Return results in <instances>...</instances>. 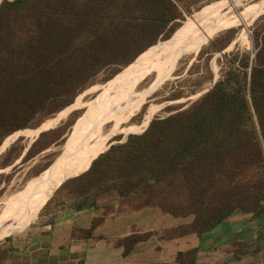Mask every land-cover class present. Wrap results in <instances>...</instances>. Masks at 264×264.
<instances>
[{"label": "trees", "instance_id": "trees-1", "mask_svg": "<svg viewBox=\"0 0 264 264\" xmlns=\"http://www.w3.org/2000/svg\"><path fill=\"white\" fill-rule=\"evenodd\" d=\"M209 1H4L0 147L10 134L37 129L69 109L102 71L112 68L113 76L121 75L160 40L178 33L183 8L190 12ZM257 45L253 58L239 50L219 58L220 77L206 94L112 145L53 199L73 183L74 210L102 211L87 234L118 210L158 208L175 218H193L167 231L169 239L201 237L238 210L264 214V32ZM210 80L215 82L212 73ZM52 133L43 132L33 148ZM106 199L109 203L99 206ZM153 235H134L118 245L128 255ZM197 254L180 253L177 260L195 264Z\"/></svg>", "mask_w": 264, "mask_h": 264}, {"label": "rangeland", "instance_id": "rangeland-1", "mask_svg": "<svg viewBox=\"0 0 264 264\" xmlns=\"http://www.w3.org/2000/svg\"><path fill=\"white\" fill-rule=\"evenodd\" d=\"M220 1L224 0L199 3L193 6L190 12L183 8L184 19L178 23L180 28L178 33L172 39L160 40L156 47L170 43L185 30L189 19L209 5ZM263 2V0H239L234 5L214 13L210 21L221 24L224 29L208 37L202 44L191 46L183 51L168 69L164 80L162 79L157 87L155 85L149 94H146V91L152 86L154 75L146 76L130 97L111 110L96 126L93 142L109 137L106 149L108 151L112 145L126 142L129 135L144 133L155 117H168L177 110L188 107L217 82L222 69L218 59L225 54L239 50L249 52L252 58L255 57L259 50L257 35L264 32ZM230 40L228 47L219 52L218 50ZM208 67L214 76V83L210 80L211 73ZM127 70L128 68L119 76H113L112 68L102 71L94 84L81 93L72 105L65 108L70 107L69 109H63L65 110L63 113L46 119L37 129L18 131L4 140V144L0 147V218L8 207L13 204L16 206L11 215L0 224V241L8 237V232L11 230L24 226L49 201L51 203L57 200V209L66 207L74 209L72 203L76 185L70 183L65 185L53 199L54 193L42 204V207L20 225L26 208L36 199L35 196L25 194L34 191L37 187L35 181L70 155V143L79 124L95 105L108 100L110 93L107 87L116 83ZM141 97H144V100L140 105ZM151 112L152 116L148 121L147 115ZM147 122L148 125H146ZM43 131L55 133L44 137L33 148ZM47 145L49 147L40 152ZM53 164L54 166L50 168ZM108 203L109 199H106L101 201L99 206L103 207Z\"/></svg>", "mask_w": 264, "mask_h": 264}, {"label": "crops", "instance_id": "crops-1", "mask_svg": "<svg viewBox=\"0 0 264 264\" xmlns=\"http://www.w3.org/2000/svg\"><path fill=\"white\" fill-rule=\"evenodd\" d=\"M57 207V200L46 204L24 226L8 232L0 241V264H180L178 255L194 250L195 264H264V214L238 210L201 237L169 239L164 237L167 231L193 218H175L158 208L118 210L87 234L101 210ZM148 233L154 235L128 255L118 245L122 239Z\"/></svg>", "mask_w": 264, "mask_h": 264}, {"label": "bare ground", "instance_id": "bare-ground-1", "mask_svg": "<svg viewBox=\"0 0 264 264\" xmlns=\"http://www.w3.org/2000/svg\"><path fill=\"white\" fill-rule=\"evenodd\" d=\"M237 1L239 0H224L209 5L189 19V24L185 30L170 43L155 47L145 53L133 66L128 68L116 83L107 87L110 97L107 101L95 105L79 124L78 130L70 143V155L65 160L58 162L50 172H46L44 176L41 175L42 177L35 181L37 187L34 191L25 194L35 196L36 199L26 208L20 224L24 223L29 216L42 207V204L53 196L55 190L60 188L65 181L86 172L97 156L106 151L109 137L93 142L94 130L104 117L130 97L146 76L149 74L154 75L153 84L146 91V94H149L152 88L155 85L157 87V84L165 78L168 69L183 51L191 46L202 44L208 37L223 30L221 24L212 23L210 19L218 10L234 5ZM143 100L144 97H141L140 105ZM151 116L152 112L147 115L148 121ZM146 125H148V122ZM15 206L13 204L7 208L0 218V224L11 215Z\"/></svg>", "mask_w": 264, "mask_h": 264}, {"label": "water", "instance_id": "water-1", "mask_svg": "<svg viewBox=\"0 0 264 264\" xmlns=\"http://www.w3.org/2000/svg\"><path fill=\"white\" fill-rule=\"evenodd\" d=\"M215 83H216V82H215ZM215 83H214V84H215ZM208 91H209V90L203 92L198 98H200L201 96H203L204 94H206ZM43 132H45V131H43ZM43 132H41L40 135H41ZM40 135H39V136H40ZM103 153H104V152H103ZM0 155H1V154H0ZM58 159H59V158H58ZM58 159H57V160H58ZM96 159H97V158H96ZM96 159H95V160H96ZM57 160H56V161H57ZM54 164H55V163H54ZM54 164H53L50 168H52V167L54 166ZM90 168H91V167H90ZM90 168H89V169H90ZM89 169H88V170H89ZM88 170H87V171H88ZM87 171H86V172H87ZM86 172H84V173H86ZM84 173H83V174H84ZM81 175H82V174H81ZM79 176H80V175H78V176H76V177H79ZM74 178H75V177H74ZM65 182H66V181H65ZM65 182H64V183H65ZM64 183H63V184H64ZM58 189H59V188H58ZM58 189H57V190H58ZM57 190H55V192H56Z\"/></svg>", "mask_w": 264, "mask_h": 264}]
</instances>
